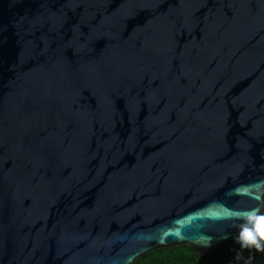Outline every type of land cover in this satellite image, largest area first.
Masks as SVG:
<instances>
[{
    "label": "water",
    "instance_id": "water-1",
    "mask_svg": "<svg viewBox=\"0 0 264 264\" xmlns=\"http://www.w3.org/2000/svg\"><path fill=\"white\" fill-rule=\"evenodd\" d=\"M263 195L264 0H0V264H264Z\"/></svg>",
    "mask_w": 264,
    "mask_h": 264
},
{
    "label": "trees",
    "instance_id": "trees-1",
    "mask_svg": "<svg viewBox=\"0 0 264 264\" xmlns=\"http://www.w3.org/2000/svg\"><path fill=\"white\" fill-rule=\"evenodd\" d=\"M261 217H264V208ZM257 225L253 228V237L261 238ZM258 254L256 247L229 241L221 246L219 252L210 254V261L207 262L202 261L199 254L190 248L179 246L156 249L133 264H246Z\"/></svg>",
    "mask_w": 264,
    "mask_h": 264
},
{
    "label": "snow or ice",
    "instance_id": "snow-or-ice-1",
    "mask_svg": "<svg viewBox=\"0 0 264 264\" xmlns=\"http://www.w3.org/2000/svg\"><path fill=\"white\" fill-rule=\"evenodd\" d=\"M257 227H258V231H259V235H260L261 239H264V217H260ZM244 236L247 240L252 241V239H253L252 234L249 232H245Z\"/></svg>",
    "mask_w": 264,
    "mask_h": 264
}]
</instances>
